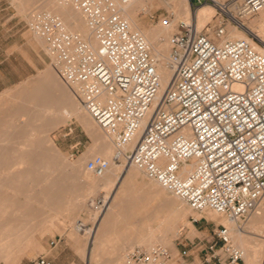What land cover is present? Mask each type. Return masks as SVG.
I'll list each match as a JSON object with an SVG mask.
<instances>
[{
  "label": "built area",
  "instance_id": "obj_1",
  "mask_svg": "<svg viewBox=\"0 0 264 264\" xmlns=\"http://www.w3.org/2000/svg\"><path fill=\"white\" fill-rule=\"evenodd\" d=\"M68 1L85 18L95 49L45 9L34 10L27 27L53 50L62 78L97 126L118 150L130 147L127 162L195 212L211 209L230 221L253 213L264 196V52L252 35L226 34L228 25L264 9V0H198L215 6L214 21L200 29L190 19L176 22L166 59L171 77L159 95L158 58L119 9L132 0ZM161 18L170 24V13ZM108 165L100 155L85 162L96 175ZM201 251L199 264H236L244 255L221 222ZM126 257L130 264H163L170 253L154 244L133 247ZM36 263L51 261L39 256Z\"/></svg>",
  "mask_w": 264,
  "mask_h": 264
},
{
  "label": "rangeland",
  "instance_id": "obj_2",
  "mask_svg": "<svg viewBox=\"0 0 264 264\" xmlns=\"http://www.w3.org/2000/svg\"><path fill=\"white\" fill-rule=\"evenodd\" d=\"M45 1L47 0H0V164L3 166L0 169V223L19 225L25 237L28 232L33 236V245H27L21 253H13L7 259L9 264H37L36 259L44 256L51 261V264H102L104 260L110 261V259H93L88 263V260L84 258L83 245L85 246L84 240L87 239V234L75 232L72 226L77 221L86 222L90 226L92 222L99 220L93 217L96 209L89 205V200L93 198L95 201L104 193V190L98 187V184H93L101 177L86 171L87 159L99 154L110 160V167L117 166L116 168L120 170L123 166V158L120 157L117 161L120 162L119 164L112 160L116 147L113 138L109 140L112 146L109 155L104 156L94 151L82 158L79 157L91 145L92 134L88 133L85 127L73 117L69 118L66 115V120L48 129L57 119L58 114L55 113V108H60L63 95L56 92L53 83L48 82L45 77L44 71L51 63H54V57H49L50 55L44 49V41L37 38L27 27L31 13L34 10L44 9L42 6ZM201 4L203 3H199L198 0H190L192 12ZM212 6L215 12V6ZM168 13L169 11L162 4H152L146 13L141 11L138 16L145 25H154L160 17ZM213 14L202 27L214 21ZM256 15L239 22L249 24ZM178 20L180 18L176 19V22ZM4 25L8 28L7 30ZM174 26L175 23H173L172 31ZM240 29L238 27L239 31ZM241 33L248 37L252 35L249 31H241ZM32 36L42 45L47 58L43 59L32 48L35 46L30 40ZM168 46L169 44L166 47L167 53ZM44 104L49 105L48 111L43 110ZM60 116H64V113ZM94 127L104 134V131L95 124ZM108 135L112 137V134L108 133ZM19 159L39 160L40 167L30 172L16 189H12L15 181L21 177L19 172L21 168H17L16 165L13 168L14 165H12ZM44 160L49 161L51 168L49 173L41 167ZM69 162H73L74 165H69ZM130 168L135 169L134 166ZM139 177L136 176V179L132 177L133 180L123 182L120 189L118 188L117 205L128 202L130 204V215L125 222H147L142 230L147 231L152 227L153 235L160 234V230L168 226L167 233H169V239H172L171 244L159 241L150 243L134 241L129 244V247L119 252L127 254L136 246L148 248L153 244H161L171 255L187 256L191 242L182 245L184 235L192 237L199 234L198 230L205 226L202 222L216 221L209 219L205 211L195 214L196 212L189 210L188 205L183 202L172 203L167 198L172 194L165 192L166 189L158 184H153V181L151 182L143 172L142 178ZM91 183L94 186L90 185ZM43 185L46 187L44 190L47 189L45 193H43ZM106 190L109 191V189ZM28 196L31 197L30 200L20 206V202ZM4 199L6 201L1 202ZM40 211L43 213L40 214ZM27 213L31 218L25 219ZM201 215L203 216L200 217ZM97 216L100 217L101 213ZM192 216L200 219L193 223L190 221ZM247 219L248 217L241 222L244 224ZM194 224L197 230L194 229ZM174 231L178 232L174 235ZM68 234L79 240L70 238ZM252 235H254L252 237L254 244L260 247L262 256L264 245L259 244L264 239V228L254 230ZM208 236L201 237L200 243L202 244ZM115 253V250L112 251V254ZM242 262L243 260H240L236 264H242ZM0 264H5L4 258L0 257ZM107 264L130 263L125 255L120 262L112 260Z\"/></svg>",
  "mask_w": 264,
  "mask_h": 264
},
{
  "label": "bare ground",
  "instance_id": "obj_3",
  "mask_svg": "<svg viewBox=\"0 0 264 264\" xmlns=\"http://www.w3.org/2000/svg\"><path fill=\"white\" fill-rule=\"evenodd\" d=\"M151 2L152 0H132L128 4L119 3V9L122 15L127 19L129 26L131 28L139 30L144 35L147 42L151 45V50H153L152 51L153 54L158 58L157 69L161 73V76H162L161 86L158 91V95H159L164 90V88L167 86L170 80V77H171V69L166 64V59L169 53V52L168 53L166 52V47L168 45V34L170 33V31H172L173 23H176V19L178 18H180V20L190 19L194 22L195 26L198 29H200L202 25L204 24V22L210 16H212V13H214V7L208 3H203L199 5L192 12L191 7H190V0H158V4H162L172 15L171 22L169 25H164L162 23V20H160L159 22H157L156 24L152 25L149 28V27H146L143 21L140 20L138 14H139V11L146 12L147 11L146 8L148 5L151 4ZM42 8L57 14L61 18L64 26L69 31L73 33H77L80 38H82L84 41L87 42L90 48L95 49L97 47V41L91 29L89 28L85 18L70 1L68 0H47L43 3ZM257 14L258 15H256L255 17L251 19L249 24L238 22V25L236 27L231 26V25L227 26L226 37L249 38L250 39V37L241 33V31H244V32L249 31L254 37L258 38L262 42V44H264V9L260 10ZM230 16L232 18H235L231 13H230ZM238 27L241 28L240 29L241 31L238 30ZM36 36L37 38H40L38 35ZM253 46L259 51L264 52V45H259L253 42ZM44 49L50 55L51 58L54 57V52L49 46L45 44ZM44 72H45V77L47 78L48 82L51 81L53 83L52 85L54 86L56 92L63 95V100H62V104L60 105V108L58 109L55 108L56 110L55 113L59 115V116L57 115L56 117L57 119L54 120L55 124L58 122H62L61 119L65 120L66 115L68 117L73 116L74 118L82 122L89 129L90 134L96 136L98 140H101L103 142L104 150L98 149L96 151L101 153L104 156L109 155L110 152L112 151V146L109 140L112 137L108 135V132L98 127L97 124L93 121L90 114L84 109L81 98L76 96V93H75L77 92L76 89L62 78L60 74V70L55 65V63L53 64L51 63ZM42 106H43L42 108L44 111H48L50 109L48 104H44ZM59 112H61L62 114L64 113V116H60L61 113ZM94 124L100 130L104 131V134L99 132V130H97L96 127H94ZM45 136H48V134H45ZM129 148H130L129 146H125L121 150H118L117 147H115V152L112 155V160L115 163L119 164L120 162L118 163L116 160H114V156L116 155L117 152H121L119 155V159L120 157L123 158V166H133L127 162V152ZM96 155H99V154H96ZM106 160L109 161L108 167L105 169V171L101 175H96L92 172L95 176L100 177V176H103L106 172H108V170H113L114 167L113 166L110 167V160L109 159H106ZM38 162L40 163V161L36 159L15 160V162L12 164L14 165L13 168H15L16 166L19 169L21 168V170H19V172L21 173V177L19 178V180L15 181V183L12 185V189H16L18 185L20 183H23V180H25L28 177L30 172L40 167L38 166ZM69 165L72 166L74 165V163L69 162ZM1 167L3 166L0 164V169ZM41 167L46 173H49L51 171L48 160H44L42 162ZM134 168L135 169L127 167L125 169L126 171L125 178L135 177L136 179V176L138 177L140 176L142 178L143 171L138 169L135 166ZM86 171H89V170L86 169ZM149 180H151V182L153 181V184H158L153 179L149 178ZM148 182L151 183L150 181ZM95 183L98 184V187L102 185L100 181H97V182L94 181L93 184L95 185ZM93 184L91 183L90 185H93ZM44 186L45 185H43V193L47 191V189L44 190L46 188ZM159 186L162 187L161 185ZM165 192H169L172 194V195L168 194L169 196H167V198L172 203H176V204H180V202L185 203L182 199H180L179 197H177L175 194L168 191L167 189L165 190ZM30 198L31 197L28 196V198L20 202V206L28 202ZM107 198H108L107 194L105 195L102 194L100 196L101 200L100 201L98 200V202L97 200L94 201L93 198L89 200V205L92 206L94 209H96V214H94L93 217L98 218V219L101 218L102 222H104L105 220L106 222H110L112 219L111 216L119 213L117 212V203H118L117 197H113V199L111 200L109 199L107 200ZM4 201H6V199H4L1 202H4ZM189 210H192V209L189 207ZM208 210H211V209L204 210L206 212L205 214L207 215V217L209 219L215 220L216 222L224 223L229 228L230 237L232 239V242L235 245L239 246L241 249H243L244 251V255L242 259L244 260L243 264H258V263L264 264V259H263L264 252L262 253L263 255L261 256L260 247L256 246L252 239V237L254 236L252 235L254 234V230H258V229L262 230V228H264V196L259 206L257 207V209L248 216L247 222H245L244 224L241 221H230L226 217L220 215L219 213H216L213 210L211 211H208ZM42 213L43 212L40 211V214ZM99 213H101L100 217L97 216ZM193 213H195V211ZM199 213L200 212H196L195 214H199ZM29 218L31 217L27 213L25 215V219H29ZM72 230H74L75 232H83L87 234V237H89L90 235L94 233V228L86 226L83 221L75 222L72 226ZM151 231L154 232V229L152 228ZM28 233H27V236L25 237L21 228H19V225L14 226V225H10L9 223H5V225H2L0 223V257L5 259V264H9V261L7 259L9 255L16 253V252L19 254L24 250V248L27 245L32 244L33 236L29 235ZM150 238L151 239L147 238V241H145V238H140V242L150 243V242H154L157 240L155 239V237H150ZM165 243L170 244L169 242H165ZM261 244L264 245V239L263 241L260 242L259 245ZM151 246L152 245H150L149 247Z\"/></svg>",
  "mask_w": 264,
  "mask_h": 264
},
{
  "label": "crops",
  "instance_id": "obj_4",
  "mask_svg": "<svg viewBox=\"0 0 264 264\" xmlns=\"http://www.w3.org/2000/svg\"><path fill=\"white\" fill-rule=\"evenodd\" d=\"M152 4H155V5L158 4V0H152L151 4L148 5L146 8L147 11L152 6ZM146 12L143 11V13H146ZM161 19L162 18L160 17V19L157 22H159ZM5 26L6 25H4V28L5 30H7L8 28ZM145 26L150 28L152 25H145ZM168 38H169V34H168ZM30 40H31V43L35 45L32 48L36 51V53H39L43 59L47 58V56L43 52L42 45L39 42H37L33 36L32 38H30ZM75 93L77 97H80L77 94V92ZM71 117L73 116H70L69 118ZM76 120L79 121L78 119ZM61 121H63V119H61ZM53 123L54 125L48 127L49 129H51L52 127H55L61 122H58L55 124V121H53ZM80 123L85 127V129L89 133V129L82 122ZM98 149L104 150L103 142L101 140H98L96 136L92 135L91 145L79 157H83L85 154L88 155ZM116 167L113 168V170H108V172H106L103 176H100L101 179L99 181L100 183H102L100 188H102L104 190V193L108 195L107 200L108 199L111 200L113 199V197H116V195H118L119 193L118 188L120 189L123 182L125 183L127 181L133 180L129 177L125 178L126 177L125 169L130 166H122L120 170L117 169ZM106 189H109V191H107ZM96 200L98 202V200L100 201L101 199L99 197ZM130 210L131 209H130L129 202L124 203L121 205H117V212L120 211L119 212L120 215L118 213L116 215L111 216L112 219L110 222H106V220L102 222L101 218L97 222H92L90 226H88L86 222H84L86 226L94 228V233L84 240L85 246L83 245L84 258L88 260V263L90 262V260L101 259V258L110 259V261L104 260L102 264H107L111 262L112 260H121L122 258L125 257L126 254H121L119 251H122L127 246L129 247V244L133 243L134 241H136L137 243L138 241H140V238H145V241H147V238L151 239L150 237H155V239H157L156 241L169 242L171 244L172 239H169V233H167L168 226L162 228L160 230V234L153 235V232L151 231L152 227H150L147 231L142 230V227L147 222H125V219L130 215L129 213ZM114 219H116V221ZM118 219H120L119 222H118ZM202 223H204L205 226L201 228L200 231L198 230L199 234H195L192 237H189L186 234L184 235L185 238H184V242L182 245H184L185 243L188 244L191 242L187 250V256L182 257V256H177V254L175 255L170 254V257L163 264H166L167 262H170L173 264H199L200 263L202 259L200 239L201 237L208 236L210 234L211 229L213 228L215 222H202ZM140 228L141 230H139ZM194 229L197 230V227L195 224H194ZM176 232L178 231H174V235L176 234ZM68 235L72 239H77L75 236L71 234H68ZM195 239L196 240L199 239V240L196 241ZM114 250L116 251V253L112 254V251ZM243 263H244V260L242 264Z\"/></svg>",
  "mask_w": 264,
  "mask_h": 264
}]
</instances>
